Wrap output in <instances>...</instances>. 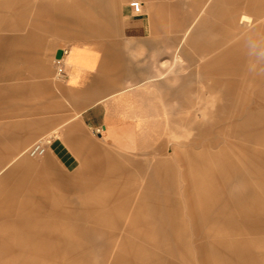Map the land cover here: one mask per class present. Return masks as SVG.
I'll return each mask as SVG.
<instances>
[{
	"label": "crops",
	"instance_id": "crops-1",
	"mask_svg": "<svg viewBox=\"0 0 264 264\" xmlns=\"http://www.w3.org/2000/svg\"><path fill=\"white\" fill-rule=\"evenodd\" d=\"M80 1L82 12L77 10L79 0H57L49 6L57 17L48 24L57 31V47L46 55L54 58L58 50L64 51L60 79L48 72L10 74L11 60L35 57L37 36L16 41L21 50L0 40V80L6 82L0 88V110L7 115L22 111L24 118L29 112L27 129L12 142L14 148L50 135L46 154L71 169L77 160L72 132L76 126L92 132L108 148L135 155L155 148L168 127L182 125L183 118H173V106L156 89L159 48L172 47L174 41L166 34V22L159 27L161 15L191 16V22L169 28L185 31L181 41L191 39L194 30H206V15L224 22L218 39L222 47L213 54L217 67H211L213 74H206L210 81L203 84L210 93H218L219 100L207 116L213 126L199 125L192 139L193 147L202 149L189 152V166H181L180 173L165 162L152 168L143 191L125 186L116 194L102 195L92 181H65L62 189L72 194L69 208L54 201L51 191L39 194L44 264H56L47 263L46 254H57L58 224L79 231L93 224L101 231H120L131 208L137 238L170 240L165 250L169 264H264V148L256 147L264 145V0H230L224 9L221 0H138L139 13L129 5L133 0ZM254 10L252 19L249 13ZM79 14L86 18L85 29L96 32V40L64 41L62 32L72 30ZM93 16L101 21L96 28L88 25ZM231 55L234 59L226 61ZM245 58L258 61V66L248 67ZM20 79L30 81H15ZM21 155L10 157L0 169L15 162L0 177V202L31 207L33 200L20 191L25 171L34 164L29 159L16 161ZM2 215L7 212L0 210ZM151 223V228L136 226ZM175 246L181 248L180 257Z\"/></svg>",
	"mask_w": 264,
	"mask_h": 264
},
{
	"label": "rangeland",
	"instance_id": "rangeland-1",
	"mask_svg": "<svg viewBox=\"0 0 264 264\" xmlns=\"http://www.w3.org/2000/svg\"><path fill=\"white\" fill-rule=\"evenodd\" d=\"M60 1L68 3L72 0ZM229 2L230 0H221L223 9L229 7ZM51 4H57V0H0V40L6 39L12 42L11 46L15 50H21L20 45L16 44L20 38L27 40L31 35H35L39 41L34 58L10 61V74L48 72L54 74L56 79H60L56 75L53 58L46 55L49 48L51 50L57 47V31L48 27V24L57 22V17L50 14ZM81 5L82 2L79 0L77 7L79 12L83 11ZM255 11L249 13L252 19L255 18ZM85 19L82 14L76 16L75 21L71 23L72 30L62 32L64 41L96 40V32L85 29ZM158 19L159 27L162 26V22H166L165 26L168 28L166 34L173 36L174 41L172 47L159 48L157 74H155L156 89L159 96L168 99L173 106L171 111L173 118L175 120L183 118L184 123L175 126V129L172 126L168 127L161 142L152 150L135 155L122 154L104 146L92 132L76 126L72 132L77 160L71 169H65L46 153L39 157L28 156L24 153L28 145L14 148L12 142L20 140L23 136L22 132L27 129L29 112H25L24 118L22 111H11L7 115L6 111L0 110V169L6 165L10 157L20 153L22 155L16 161L29 159L34 164L33 169L25 171L26 180L20 191V195H24L23 198L33 200V206L21 202L13 205L0 202V210L7 212V215L0 216V264H44L41 240L42 218L37 202V197L44 190L51 191L52 199L60 201L63 208L71 206L69 199H72V194L63 190L61 183L73 179L83 178L92 181L96 187H99L101 195L109 192L116 194L126 188L125 186H135L139 191H143L145 181L153 167L169 162L179 172L183 165L188 168L189 152H198L202 149L201 145L193 147L192 139L195 138L199 125L213 126V121L207 116L215 110L219 94L210 93L203 84L210 81L206 74H213L211 67H217L218 63L213 54L222 47L218 45V39L223 35L224 22L214 15H206V30H194L191 39L181 41L185 31L169 28L172 27V23L191 22V16L167 14L158 16ZM202 19H198V23ZM88 22L90 23L88 25L96 28L101 21L93 16ZM256 24L257 22L253 20L252 26ZM66 42H63V45ZM234 57L235 55H231L225 57V60H232ZM244 63L248 64V67L255 68L259 64L258 61H251L248 58L244 59ZM5 83L0 80V88L4 87ZM249 95L254 96L252 92ZM50 137V135L43 136L45 140H50ZM206 140L207 137L203 141ZM256 147L264 148V145H256ZM14 163L1 171L0 177ZM189 173L190 178L192 171ZM177 181L179 190H182L183 182L180 175L177 176ZM154 192L160 194V190ZM182 205L185 207V202ZM30 208H33L32 213ZM153 225L154 223L145 226L136 224L140 229L151 228ZM141 234L149 235L144 232ZM135 235L132 208L120 231H101L98 224L91 225L88 230L79 231L71 229L68 224H58L57 254L54 255L53 252L46 254V261L56 264H169V257L165 253L167 245L170 246L169 239L144 236L137 238ZM174 250L180 257L181 248L175 246Z\"/></svg>",
	"mask_w": 264,
	"mask_h": 264
},
{
	"label": "built area",
	"instance_id": "built-area-1",
	"mask_svg": "<svg viewBox=\"0 0 264 264\" xmlns=\"http://www.w3.org/2000/svg\"><path fill=\"white\" fill-rule=\"evenodd\" d=\"M129 5L131 6L133 12H140L141 3L138 0L130 1ZM63 54L64 51L62 52V56L60 58H53V65L55 67L56 75L58 77H62L64 72ZM98 131L99 130H97V132ZM48 144L49 140H45L44 138L37 139L25 149L24 153H26L30 157L42 156L46 153Z\"/></svg>",
	"mask_w": 264,
	"mask_h": 264
},
{
	"label": "water",
	"instance_id": "water-1",
	"mask_svg": "<svg viewBox=\"0 0 264 264\" xmlns=\"http://www.w3.org/2000/svg\"><path fill=\"white\" fill-rule=\"evenodd\" d=\"M62 56V50H58L56 52V58H60Z\"/></svg>",
	"mask_w": 264,
	"mask_h": 264
},
{
	"label": "bare ground",
	"instance_id": "bare-ground-1",
	"mask_svg": "<svg viewBox=\"0 0 264 264\" xmlns=\"http://www.w3.org/2000/svg\"><path fill=\"white\" fill-rule=\"evenodd\" d=\"M246 21V20H245Z\"/></svg>",
	"mask_w": 264,
	"mask_h": 264
}]
</instances>
